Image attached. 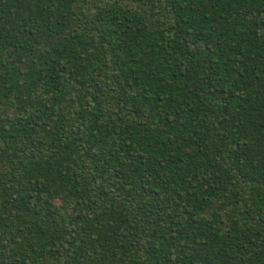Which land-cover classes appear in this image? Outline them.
Returning <instances> with one entry per match:
<instances>
[{
  "label": "trees",
  "instance_id": "1",
  "mask_svg": "<svg viewBox=\"0 0 264 264\" xmlns=\"http://www.w3.org/2000/svg\"><path fill=\"white\" fill-rule=\"evenodd\" d=\"M0 264H264V0H0Z\"/></svg>",
  "mask_w": 264,
  "mask_h": 264
}]
</instances>
